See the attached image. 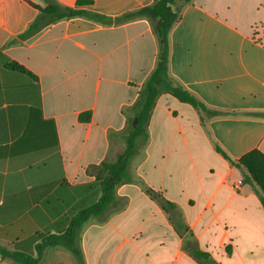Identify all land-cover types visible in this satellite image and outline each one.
Instances as JSON below:
<instances>
[{
  "label": "crops",
  "instance_id": "0c3cea01",
  "mask_svg": "<svg viewBox=\"0 0 264 264\" xmlns=\"http://www.w3.org/2000/svg\"><path fill=\"white\" fill-rule=\"evenodd\" d=\"M89 1L0 0V246L10 251L36 256L37 234H63L98 201L95 167L124 152V112L157 65V38L142 18L74 16L21 40L40 16L34 5L116 19L155 0ZM11 61L27 72L8 68ZM169 72L220 114L158 98L129 165L132 181L79 233L82 264H200L193 248L221 264H264L257 189L217 151L235 164L264 154V0L184 6L169 35ZM0 264L17 263L0 255ZM40 264L81 263L56 246Z\"/></svg>",
  "mask_w": 264,
  "mask_h": 264
},
{
  "label": "trees",
  "instance_id": "16d2710c",
  "mask_svg": "<svg viewBox=\"0 0 264 264\" xmlns=\"http://www.w3.org/2000/svg\"><path fill=\"white\" fill-rule=\"evenodd\" d=\"M193 1L155 0L150 6L124 14L116 19L92 12L64 8L56 2H51L44 8L34 5L40 11V16L33 22L28 31L21 36V40L34 36L46 26L59 20L74 16H84L97 22L109 24L112 22L117 24L126 23L142 18L147 19L153 28L158 42L159 53L156 68L146 80L138 101L131 109L124 112L129 122L127 130L124 132L126 142L124 152L115 163L104 162L100 166L95 167L97 170V181L101 189V196L98 201L75 215L63 234H37L35 236L36 256L10 251L0 246V255L3 259H12L17 264H40L46 248L63 246L70 249L82 264V255L77 247L79 233L91 218L106 212L115 199L116 189L121 184L132 181L129 174V165L136 154L137 142L141 139L144 141L147 139V126L156 102L162 94H170L181 103L189 104L198 111L211 115L220 114L219 112H209L206 106L175 80L169 72L170 32L180 20L182 8ZM83 2L89 3L91 1L78 0L79 4ZM7 67L13 71L27 72L23 66L14 61L9 62ZM135 123L136 126L134 127ZM217 151L238 169L244 171L242 183L257 189L260 201L264 207V154L259 150L251 151L235 164L219 147H217ZM162 202L165 208L174 207V204L166 200ZM191 253L200 264H219L211 258L209 253L203 252L198 248H193Z\"/></svg>",
  "mask_w": 264,
  "mask_h": 264
},
{
  "label": "rangeland",
  "instance_id": "374dc122",
  "mask_svg": "<svg viewBox=\"0 0 264 264\" xmlns=\"http://www.w3.org/2000/svg\"><path fill=\"white\" fill-rule=\"evenodd\" d=\"M240 176H241V174H240V172L238 173ZM235 190H239V188H235ZM177 200L180 202L181 200H182V198L180 197V198H177ZM229 246H226L225 247V252L227 253V248H228ZM219 264H221V263H219ZM224 264H234V262H233V260L232 261H226Z\"/></svg>",
  "mask_w": 264,
  "mask_h": 264
}]
</instances>
